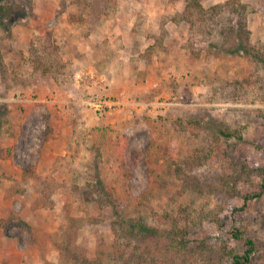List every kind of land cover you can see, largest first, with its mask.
Segmentation results:
<instances>
[{
    "label": "rangeland",
    "instance_id": "1",
    "mask_svg": "<svg viewBox=\"0 0 264 264\" xmlns=\"http://www.w3.org/2000/svg\"><path fill=\"white\" fill-rule=\"evenodd\" d=\"M1 3L0 264H229L236 229L264 252V193L245 197L264 165V0ZM89 94L123 104L92 119ZM138 220L186 230L187 251L125 237Z\"/></svg>",
    "mask_w": 264,
    "mask_h": 264
},
{
    "label": "trees",
    "instance_id": "2",
    "mask_svg": "<svg viewBox=\"0 0 264 264\" xmlns=\"http://www.w3.org/2000/svg\"><path fill=\"white\" fill-rule=\"evenodd\" d=\"M228 2H226L227 4ZM242 6V5H240ZM193 7H201L200 0H186L185 3V10ZM218 6H214L213 8H217ZM0 11H6V7L1 3L0 0ZM240 23L238 22V27L234 29L235 38L240 40V47L247 53H251L252 49L249 46V38H248V30L246 29V22L244 20V16L240 14ZM252 56L259 57V52L253 51L251 54ZM260 58V57H259ZM246 170L252 172V176L249 178L251 181L253 176L257 177V180L254 181L256 185V192L252 194H247L245 197L247 198H260L264 193V165L259 167L250 168L248 167ZM248 181V178L245 180ZM235 195H238V192L233 189ZM1 222V220H0ZM115 233H118L116 228H114ZM146 234H151L157 236V242H155L156 250L158 252L168 254V252H185L188 249V244L186 241L187 231L181 229L178 226H173L170 229L166 228H153L151 226L146 225L145 222L142 220L135 221L133 224L125 227L124 236L127 238H139L144 237ZM119 235V233H118ZM234 237L236 239H240L243 241V250L238 251L234 247H230L228 245L223 246V251L226 253L228 258L230 259L229 264H250L253 260L257 259H264L262 256L264 252L262 251V243L261 241L257 240L251 236H243L241 230L236 229L234 232ZM117 240V239H116ZM112 241L109 245L115 251L114 253L118 256V260L124 257V250H120V242ZM93 262L97 264H102L100 262L99 255L96 258L91 259ZM88 258L84 259L86 264L88 262ZM124 264H128L125 262ZM260 264V263H257Z\"/></svg>",
    "mask_w": 264,
    "mask_h": 264
},
{
    "label": "built area",
    "instance_id": "3",
    "mask_svg": "<svg viewBox=\"0 0 264 264\" xmlns=\"http://www.w3.org/2000/svg\"><path fill=\"white\" fill-rule=\"evenodd\" d=\"M83 103L93 110L96 118L105 117L109 112L116 110L122 106V102L117 98L98 97L95 94H89Z\"/></svg>",
    "mask_w": 264,
    "mask_h": 264
},
{
    "label": "crops",
    "instance_id": "4",
    "mask_svg": "<svg viewBox=\"0 0 264 264\" xmlns=\"http://www.w3.org/2000/svg\"><path fill=\"white\" fill-rule=\"evenodd\" d=\"M60 101H62V100H60ZM85 110H87V109L84 108V110H83V112L85 113V115H86L87 117L89 116L90 118L93 119V118H94V117H93V114H94V113L91 112L92 114H91V113L88 114V113H87L88 111L85 112Z\"/></svg>",
    "mask_w": 264,
    "mask_h": 264
}]
</instances>
